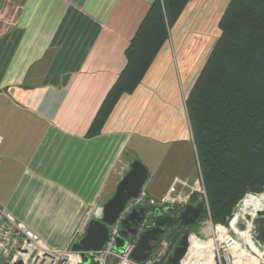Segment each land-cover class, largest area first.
Masks as SVG:
<instances>
[{"label": "crops", "instance_id": "crops-1", "mask_svg": "<svg viewBox=\"0 0 264 264\" xmlns=\"http://www.w3.org/2000/svg\"><path fill=\"white\" fill-rule=\"evenodd\" d=\"M152 1L118 0L111 16L106 9L93 22L87 8L93 0H0V205L49 245L71 247L79 239L74 235L86 214L102 207L99 200L113 193L126 171L111 163L126 141L145 136L168 148L185 139L184 119L171 118L163 127L152 117L154 103L178 99L176 89H161L157 97L154 92L156 78L165 83L171 67L166 60L159 69L168 42L138 89L120 100L103 131L86 135ZM197 1L189 2L174 25ZM94 2L102 11L103 0ZM139 91V113L147 112L134 119L131 102ZM126 119H132L131 128ZM182 143L184 157L176 166L185 169L183 174L170 170L168 151H149L156 162L153 169L147 166L152 180L163 178L149 188L153 197L170 188L172 176L189 180L195 171L191 140Z\"/></svg>", "mask_w": 264, "mask_h": 264}, {"label": "trees", "instance_id": "trees-1", "mask_svg": "<svg viewBox=\"0 0 264 264\" xmlns=\"http://www.w3.org/2000/svg\"><path fill=\"white\" fill-rule=\"evenodd\" d=\"M190 1H153L87 137L102 132L122 97L136 91ZM218 26L186 106L212 219L228 223L247 192H264V0H229ZM192 202H200L199 197L194 195ZM206 216L203 208L197 223Z\"/></svg>", "mask_w": 264, "mask_h": 264}, {"label": "built area", "instance_id": "built-area-1", "mask_svg": "<svg viewBox=\"0 0 264 264\" xmlns=\"http://www.w3.org/2000/svg\"><path fill=\"white\" fill-rule=\"evenodd\" d=\"M182 186L183 189L176 191L169 189L161 199L147 198L144 191L129 199L115 222L109 225L110 236L104 247L85 251L89 258L87 263L83 260L82 251L47 244L26 222L17 219L6 207L0 205V264H169L180 237L177 241L166 236L160 237L145 261L140 262L132 257L140 232L127 240L120 250L116 249L122 220L134 208L148 203L151 208L147 210L142 225H147L149 217H155L157 207L165 208L163 215L176 216L179 207L188 203L196 204L192 202L194 195L203 203L207 216L201 221L199 232H190L189 247L180 264H264V241L257 239L253 224L257 212L264 210L262 201L257 209L247 211L246 201L250 198L246 197L242 209H238L228 219V223H216L211 216L203 176L200 175L192 183L183 182ZM101 213L102 208L100 216ZM92 217L90 213L86 214L77 229L78 238L84 236ZM243 224L245 227H242Z\"/></svg>", "mask_w": 264, "mask_h": 264}, {"label": "rangeland", "instance_id": "rangeland-1", "mask_svg": "<svg viewBox=\"0 0 264 264\" xmlns=\"http://www.w3.org/2000/svg\"><path fill=\"white\" fill-rule=\"evenodd\" d=\"M117 1L118 0H103V3H102L103 10L102 11L100 10V6H97L98 4H95L94 0H93V4L87 5V8L91 11V15H92L91 17H92L93 22H96L97 18L98 19L101 18L102 16L100 17V13H104L106 9H108L106 16L107 17L109 15L111 16L113 10L115 9ZM153 1L151 2V4L153 3ZM228 2L229 0H201L199 5L196 8L194 6L192 7L193 8L192 10L189 9L184 14L185 16H184V19H182L181 23L177 25H173L170 28V38L167 43L168 45H166L167 49L163 50L162 53L164 54L159 58V61L163 59V62L159 66L160 70H163L162 66L165 64L166 60H167V64L170 61L171 65L169 66L171 67H170L169 72L166 74L168 76H167V80L165 81V83H162L161 85L160 82H157V78H156V81L153 84L155 96L156 97L159 96V92L161 89H164V88L165 90L169 89L170 93L176 89L175 95L177 96L178 99H175V97L172 98V96H170V98L167 97L166 101L161 102V103H165L166 105H162L161 103L156 105L159 102L154 103L155 110L153 112L152 117L157 118L158 120L164 122L165 124L163 125V127H166V124H168L171 118H173V120L176 118V121L177 119H182V120L184 119L186 123V128L184 129L185 139L180 140V142H176L171 146L168 145V148H166V147L161 146V144L157 141L155 142L152 140L150 141L145 136L138 137L135 135L132 139H130V141H126L120 153L113 159V161L111 162L113 167H116V168L122 167V169H124L125 167L126 169V171L124 172L125 174L130 167L129 164H131L133 160L139 159L150 169L151 168L153 169L154 166L156 165V162L154 160H151L149 156V151L154 150L157 152L168 151V158L166 162L168 163L171 162L173 169L170 168V170H172L173 173L175 169L178 170V174L180 173L183 174L186 172L185 169L178 168L176 164L177 165L179 164L177 161L178 158L182 157L183 159L184 157L183 156L184 149L182 148V145H183L182 142L188 139L189 143L191 140L192 145L194 144V137H193V133H192V130L189 124L188 111H187V106H186L187 97L195 81L193 77L195 76L196 71L199 70L200 67L204 65L207 59V56L209 55L211 51L212 46L215 44V41L218 38L219 31H220L218 22L224 10L226 9ZM106 20L107 18H105L104 20H101L102 22H100V24L104 25ZM111 21H112V18L111 20L109 18V22ZM187 59H190V60H187ZM125 96L126 95H124L123 97ZM141 97H142V92L139 91L137 92L136 97H134L131 102V105H132L131 112L135 110L133 112L134 119L141 118V116L147 112L146 110L143 114L142 112L139 113V108L141 105L139 98ZM127 113H128V110L126 109L124 114L126 115ZM127 121L130 124L127 128H131L132 119L127 120ZM179 154H182V155H179ZM193 157H194L193 161L195 165L194 166L195 171H191L190 173L191 176L189 180L181 176H178V175L177 176H172V175L167 176L168 179L169 177L172 176L171 181L173 183L170 186L172 190L174 189V191H176V190L183 189V186H182L183 182L192 183L196 181L198 177L200 178V175L203 176L198 154L197 153L193 154ZM167 174H169V172ZM203 180H204V176H203ZM160 181H163L162 177L159 176L156 180L154 177V181H153L151 174L149 173L147 182L143 185L139 194L143 193L144 191L146 193V197L148 196L147 198H150V199L160 198L161 199L162 196L167 191H169L170 188L166 190L164 194L159 197H153L151 194H149V188L153 184L159 183ZM204 184H205V180H204ZM116 186H115V189H116ZM115 189L111 195L104 196L101 200H99L102 203V205L108 200L109 197H111L114 194ZM246 197H249V198L258 197L261 199V201L264 204V192H250L249 191L237 203V205L235 206L233 210L231 217L233 216L234 213L238 211V209L241 208L243 202H245ZM101 208H102L101 206H95V208L91 211L89 210L90 212L88 213H90L92 216L99 217ZM147 220H148L147 224H150L153 220V216L149 217ZM197 222L192 224V226H190L188 229L191 228L194 231H198V229L201 226V222L200 223H197ZM75 235L74 237L77 238V234ZM175 240H178V239H175Z\"/></svg>", "mask_w": 264, "mask_h": 264}, {"label": "water", "instance_id": "water-1", "mask_svg": "<svg viewBox=\"0 0 264 264\" xmlns=\"http://www.w3.org/2000/svg\"><path fill=\"white\" fill-rule=\"evenodd\" d=\"M23 0H16V3L21 4ZM149 177V169L139 159L131 162L128 171L123 175L117 183L114 194L102 205V213L99 218H90L84 236L73 242L71 249L82 251L84 262H88L89 258L85 251L102 249L110 236L109 225L115 222L126 203L132 197H136L143 185ZM151 208V204L134 208L123 220L120 236L116 243V249L120 250L127 240L136 236L138 228L142 225L147 210ZM204 205L202 202L197 204L188 203L179 207L178 213L180 222L174 229L169 230L165 236L173 240L175 237L186 230L192 224L196 223L203 212ZM157 213L152 223V227L140 234L138 243L132 254V257L140 262L145 261L146 257L153 248L154 243L158 240V234L164 232L166 223L174 222L175 216L163 215L164 207H157ZM258 216L254 218L256 237L260 241H264V210L257 212ZM250 218V215H247ZM245 227V224L242 225ZM190 232H185L180 236L179 242L173 251L172 257L169 259V264H180L181 259L185 256L189 247Z\"/></svg>", "mask_w": 264, "mask_h": 264}, {"label": "flooded vegetation", "instance_id": "flooded-vegetation-1", "mask_svg": "<svg viewBox=\"0 0 264 264\" xmlns=\"http://www.w3.org/2000/svg\"><path fill=\"white\" fill-rule=\"evenodd\" d=\"M175 213H177L178 214V212H175ZM178 217H179V215H178ZM178 217H176L175 216V219H174V222H172V223H166V224H164L162 227H164V232L163 233H159L158 234V239L160 238V237H162V236H165V234L169 231V230H171V229H174V228H176L177 226H178V224H179V222H180V217L178 218ZM152 223H153V220H152V222L150 223V224H147V225H141L139 228H138V231L140 232V233H143L144 231H146L148 228H150V227H152ZM189 228V227H188ZM187 228V229H188ZM184 230V231H182L181 233H179L176 237H175V239L178 237H180L183 233H185V232H189V230Z\"/></svg>", "mask_w": 264, "mask_h": 264}, {"label": "bare ground", "instance_id": "bare-ground-1", "mask_svg": "<svg viewBox=\"0 0 264 264\" xmlns=\"http://www.w3.org/2000/svg\"><path fill=\"white\" fill-rule=\"evenodd\" d=\"M260 203H261V199L258 198V197H252L250 199H247V201H246V210L250 211V209H257ZM261 211H263V210H261ZM251 220H253V219H251Z\"/></svg>", "mask_w": 264, "mask_h": 264}]
</instances>
